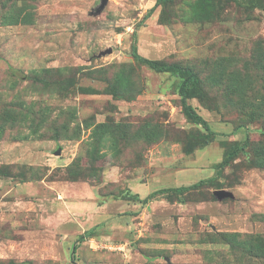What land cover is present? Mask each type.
I'll list each match as a JSON object with an SVG mask.
<instances>
[{
	"label": "rangeland",
	"instance_id": "obj_1",
	"mask_svg": "<svg viewBox=\"0 0 264 264\" xmlns=\"http://www.w3.org/2000/svg\"><path fill=\"white\" fill-rule=\"evenodd\" d=\"M101 1L0 0V264H264L218 237H264V0Z\"/></svg>",
	"mask_w": 264,
	"mask_h": 264
},
{
	"label": "trees",
	"instance_id": "obj_2",
	"mask_svg": "<svg viewBox=\"0 0 264 264\" xmlns=\"http://www.w3.org/2000/svg\"><path fill=\"white\" fill-rule=\"evenodd\" d=\"M169 0H158L156 6L151 10V14L155 11V9L162 5V3L168 2ZM132 55L135 61L138 63L150 68L151 70L157 73H168L172 74L181 79L182 83L179 88V96L182 107V113L184 117L190 123L201 126L207 132L205 138L209 137L215 139V133L212 131L208 122L198 113L197 109L190 103L191 100H199L201 103L206 105L209 102V98L202 89L201 80L196 71L190 67H185L177 63H166L158 60L147 59L141 55H139L137 51L136 44L132 46ZM36 82L40 83L44 87L50 89L51 87H60L62 91L64 89L61 85H52L49 82L42 80L38 77L33 78ZM66 91V90H65ZM114 96H117V93L113 91ZM250 146V142L247 139L239 146H236L226 153L223 161L219 164L220 171L226 169L233 161H235L240 154L246 151V149ZM214 181V178L200 181L197 184L188 186V187H180V188H170L163 189L157 192L152 193L149 197L143 200L144 204H148L152 199L157 196L162 195H177L184 196L191 191H195L202 186L211 183ZM218 237L226 238L230 241L231 250L240 256H253L254 258H262L264 259V237H252L248 235H240V234H218ZM246 245H249L248 248H245Z\"/></svg>",
	"mask_w": 264,
	"mask_h": 264
},
{
	"label": "water",
	"instance_id": "obj_3",
	"mask_svg": "<svg viewBox=\"0 0 264 264\" xmlns=\"http://www.w3.org/2000/svg\"><path fill=\"white\" fill-rule=\"evenodd\" d=\"M107 4H108V0H102L100 7L95 10V13L96 14L101 13L105 9ZM108 52L110 53V51H108ZM102 54L104 55L105 53H102ZM60 154H61V152L57 153V155H60ZM215 195L218 197L219 200H223L225 198H232L233 197V195L231 193L226 192L224 190L215 192Z\"/></svg>",
	"mask_w": 264,
	"mask_h": 264
}]
</instances>
